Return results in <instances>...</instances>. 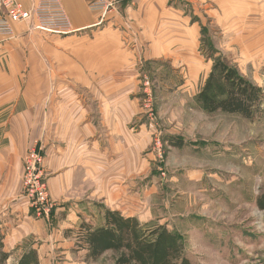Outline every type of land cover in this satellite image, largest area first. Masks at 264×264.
<instances>
[{"label":"rangeland","instance_id":"1","mask_svg":"<svg viewBox=\"0 0 264 264\" xmlns=\"http://www.w3.org/2000/svg\"><path fill=\"white\" fill-rule=\"evenodd\" d=\"M132 1L117 0L106 18L126 19L121 3ZM165 6L163 23H155L148 37L121 36L113 50L99 49L102 37L88 33L96 47L91 54L76 52L84 44L23 23L12 38L0 39V82L28 90L29 100L33 86L43 84L47 99L52 83L69 77L58 73L85 70L82 81L101 87L80 93L106 99L110 110H120L111 101L122 100L123 123L139 139L140 179L124 186L125 197L139 201L135 218L183 236L192 264H264V211L256 207L264 193V0H166ZM218 55L262 91L261 112L253 120L207 114L196 102ZM82 77L72 75L73 81ZM97 102L92 106L98 117ZM156 139L162 159L154 151ZM172 140L184 146L172 148ZM82 207L87 216L104 212L98 201ZM73 247L68 264H113L110 252L90 262ZM22 252H9L6 264H16ZM48 254L38 264H62L57 251L49 260Z\"/></svg>","mask_w":264,"mask_h":264},{"label":"crops","instance_id":"2","mask_svg":"<svg viewBox=\"0 0 264 264\" xmlns=\"http://www.w3.org/2000/svg\"><path fill=\"white\" fill-rule=\"evenodd\" d=\"M32 2L24 0V5L29 8ZM60 2L75 32L51 35L84 44L78 46V54H91L96 48L87 41L90 32L102 37L99 49L113 50L114 39L121 36L148 37L150 28L155 23L161 25L164 13L169 11L166 0H133L131 4L121 3L126 19L116 16L100 21L97 14L87 10L85 0ZM20 26L14 25V32ZM111 27L119 29L113 31ZM160 30L161 27L159 33ZM84 71L71 67L68 72L58 73L69 77L60 76L52 83L47 99L42 97L43 84L33 86L35 98L29 100L28 90L0 82V230L8 253L31 248L41 262L43 253L50 252L49 260L57 251L63 256L62 264H66L81 223L93 227L104 223L103 214L85 215L82 204L98 201L103 208L118 211L124 217H136L139 211V201L124 195L125 183L140 179L139 139L123 123L122 100L111 101L114 106L120 104V110H110L106 99L86 98L80 93L101 87L86 79L82 81ZM76 73L82 77L79 82L72 79ZM92 101H98V117L93 114ZM102 132L106 135L102 136ZM34 143L44 157L47 188L56 207L49 221L30 217L21 196L23 156Z\"/></svg>","mask_w":264,"mask_h":264},{"label":"trees","instance_id":"3","mask_svg":"<svg viewBox=\"0 0 264 264\" xmlns=\"http://www.w3.org/2000/svg\"><path fill=\"white\" fill-rule=\"evenodd\" d=\"M216 52V51H215ZM207 79L196 96V102L207 114L223 113L253 120L261 112L262 91L239 75L236 67L218 55ZM182 148V140L168 142ZM256 207L264 211V193L256 199ZM103 225L93 227L82 222L76 234L75 247L84 252V260L95 262L104 254H113V264H192L183 236L165 226L142 224L135 217H124L118 211L104 208ZM4 234L0 233V264L10 254L4 250ZM16 264H38L36 250L27 249Z\"/></svg>","mask_w":264,"mask_h":264},{"label":"built area","instance_id":"4","mask_svg":"<svg viewBox=\"0 0 264 264\" xmlns=\"http://www.w3.org/2000/svg\"><path fill=\"white\" fill-rule=\"evenodd\" d=\"M87 10L97 14L102 21L114 9L117 0H85ZM27 8L24 0H0V37L10 39L14 36V25L33 22L38 31L68 35L74 33L71 23L60 0H33ZM154 151L162 159L160 139L155 140ZM44 157L36 143L30 147L23 158L21 196L25 199L29 212L36 219H48L54 207L43 166Z\"/></svg>","mask_w":264,"mask_h":264},{"label":"bare ground","instance_id":"5","mask_svg":"<svg viewBox=\"0 0 264 264\" xmlns=\"http://www.w3.org/2000/svg\"><path fill=\"white\" fill-rule=\"evenodd\" d=\"M253 41H255V40H253Z\"/></svg>","mask_w":264,"mask_h":264}]
</instances>
